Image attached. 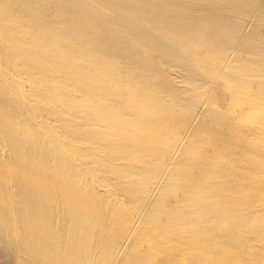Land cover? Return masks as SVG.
Segmentation results:
<instances>
[{
	"label": "bare ground",
	"instance_id": "bare-ground-1",
	"mask_svg": "<svg viewBox=\"0 0 264 264\" xmlns=\"http://www.w3.org/2000/svg\"><path fill=\"white\" fill-rule=\"evenodd\" d=\"M149 256L264 264V0H0V264Z\"/></svg>",
	"mask_w": 264,
	"mask_h": 264
},
{
	"label": "rangeland",
	"instance_id": "rangeland-1",
	"mask_svg": "<svg viewBox=\"0 0 264 264\" xmlns=\"http://www.w3.org/2000/svg\"><path fill=\"white\" fill-rule=\"evenodd\" d=\"M80 123H82L81 121H80ZM57 126H59L60 127V125H59V123H55ZM101 154H103V153H108V150H107V152H106V150L105 149H103L101 152H100ZM129 252H127L126 254H128ZM142 254H144L145 255V253L144 252H141ZM126 254L125 255H123V256H120V257H118V259L120 260V261H122V260H124V258H125V256H126ZM151 259H152V261L154 262V257L153 256H149ZM159 261H161V262H164V259H159ZM155 263V262H154ZM156 264V263H155Z\"/></svg>",
	"mask_w": 264,
	"mask_h": 264
}]
</instances>
